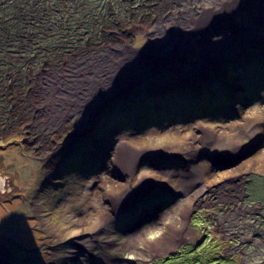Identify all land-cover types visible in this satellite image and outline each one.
Masks as SVG:
<instances>
[{"label":"rangeland","instance_id":"1","mask_svg":"<svg viewBox=\"0 0 264 264\" xmlns=\"http://www.w3.org/2000/svg\"><path fill=\"white\" fill-rule=\"evenodd\" d=\"M75 1L96 24L107 13L103 5L109 6ZM157 1L158 8L159 0L145 8ZM113 6L123 16L130 12ZM160 8L168 15L155 16L134 38L67 58L38 77L29 131L36 140L0 144V262L264 264V0H162ZM64 13L59 17L66 23L83 18L73 12L69 20ZM197 16L208 26L195 38L212 44L207 51H228L216 68L188 82H168L164 91L143 88L66 144L79 114L69 116V103L56 101V91L73 77L53 73L106 48L123 50L119 57L139 56L135 50L167 44L179 31L190 43L182 20ZM228 18L231 26L223 24ZM82 23L87 32L97 30L92 18ZM73 33L61 35L63 42ZM55 39L48 45L60 43ZM111 139L107 156L94 148ZM121 142L148 153L132 175L112 167ZM118 195L126 201L120 206L111 202Z\"/></svg>","mask_w":264,"mask_h":264},{"label":"trees","instance_id":"2","mask_svg":"<svg viewBox=\"0 0 264 264\" xmlns=\"http://www.w3.org/2000/svg\"><path fill=\"white\" fill-rule=\"evenodd\" d=\"M122 1L105 0L104 3H109V6L103 5L107 13L96 24L97 18L90 15L82 3L75 4V0L72 3L69 0H0V144L20 138L27 143V136L36 140V135L29 131L32 129L36 81L41 74L67 58L132 39L136 31L144 29L155 16L160 19L168 15V11L160 8L162 0H159L158 8V1L150 3L155 6L154 9L149 6L153 9L151 12L145 8L151 0H143L142 3ZM113 3L121 4V9L130 12L123 16ZM64 12L70 13L69 20H74L73 12L83 18L66 23L59 17ZM88 18L96 24V31L87 32L82 22ZM67 31L74 33L67 35L63 42L61 35ZM56 37L60 43L48 45Z\"/></svg>","mask_w":264,"mask_h":264},{"label":"bare ground","instance_id":"3","mask_svg":"<svg viewBox=\"0 0 264 264\" xmlns=\"http://www.w3.org/2000/svg\"><path fill=\"white\" fill-rule=\"evenodd\" d=\"M255 7L258 8V6ZM252 9L255 10V8ZM197 17L191 20H182L184 22L182 26L187 30L189 29L187 32L192 35V42L190 43L185 41L187 37L185 31H179L177 36H175L177 32L172 33L171 40L167 44L161 45L155 41L139 50H135L140 54L139 56L129 52L119 57L117 55H122L123 50L106 48L103 49L105 50L104 53H101L102 50L92 53L88 62L86 60L82 61V59L79 66L78 64L68 66L67 69L61 68L53 73L54 75L67 73L73 77V79L66 77L67 87L56 91L60 94L56 101L61 102L63 100L66 104L69 103L67 109L69 110V116L79 114L76 130L68 136L65 141L66 144L75 142V138L80 137L79 135L85 131V127L95 121L102 113L107 110L119 109L126 99L136 95L143 88L144 90L147 88L153 89V91H164L169 85L168 82L172 84L174 82H188L192 78L207 74L210 68H216L219 65L218 61H221L228 54V51L224 48L207 51L206 47L212 44L206 43L204 38H195L196 34L202 33L203 27L208 26L204 22V17ZM233 20L232 18L225 19L223 24L231 26L230 21ZM256 23L253 22L254 25ZM161 73L167 74L160 79L148 82L151 77ZM174 74L175 76H173ZM251 103L249 101L245 106ZM72 105H75L73 109H71ZM208 138L205 140H218L219 144L223 142L220 136H208ZM95 143L97 145L94 144V148L96 149L99 146L98 148L102 152L105 151L104 156H107L111 151L109 144L115 145V141L112 139L111 141L105 140ZM90 145L92 146V144ZM116 146V150L112 152L115 157L111 161L112 167L120 171L121 174L132 175L137 168L136 161L148 153H145L146 150L135 149L125 142L118 143ZM102 183H104L103 188H105L108 181L102 180ZM133 183L135 182L132 181L130 184ZM0 189L4 190L1 180ZM121 196H116L111 202L117 203L119 206L124 204L126 201L120 200ZM1 252L4 253L5 251L1 250L0 254ZM0 264L12 263L6 257L1 260Z\"/></svg>","mask_w":264,"mask_h":264},{"label":"water","instance_id":"4","mask_svg":"<svg viewBox=\"0 0 264 264\" xmlns=\"http://www.w3.org/2000/svg\"><path fill=\"white\" fill-rule=\"evenodd\" d=\"M211 32H213V29L211 30ZM218 34H220V33H218ZM218 34H217V35H218ZM230 166H232V165H230ZM230 166H229V167H230ZM225 168H228V167H225Z\"/></svg>","mask_w":264,"mask_h":264}]
</instances>
